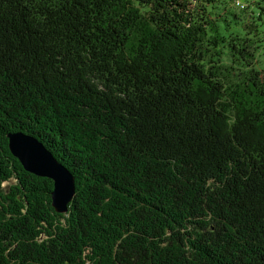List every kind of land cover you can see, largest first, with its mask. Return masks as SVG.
Instances as JSON below:
<instances>
[{
	"label": "trees",
	"instance_id": "obj_1",
	"mask_svg": "<svg viewBox=\"0 0 264 264\" xmlns=\"http://www.w3.org/2000/svg\"><path fill=\"white\" fill-rule=\"evenodd\" d=\"M227 2L0 0V264H264L257 14ZM13 133L74 178L66 213Z\"/></svg>",
	"mask_w": 264,
	"mask_h": 264
},
{
	"label": "water",
	"instance_id": "obj_2",
	"mask_svg": "<svg viewBox=\"0 0 264 264\" xmlns=\"http://www.w3.org/2000/svg\"><path fill=\"white\" fill-rule=\"evenodd\" d=\"M8 148L26 172L53 182L52 207L58 214L66 213L75 194L72 175L31 136L21 133L8 135Z\"/></svg>",
	"mask_w": 264,
	"mask_h": 264
},
{
	"label": "rangeland",
	"instance_id": "obj_3",
	"mask_svg": "<svg viewBox=\"0 0 264 264\" xmlns=\"http://www.w3.org/2000/svg\"><path fill=\"white\" fill-rule=\"evenodd\" d=\"M240 2H242V4H244V6L246 5V9L245 10H241L237 8V5L235 4L234 1L232 0H228L227 4L225 5V9L227 10V13H229L230 15H233L234 18L233 19H244L245 24H250L253 21V18L255 17V15L257 14L260 15L261 19L257 20V16L255 18V21L253 23V25H257L258 27H256V30L259 31V34L254 37V40L257 42V44L261 47L259 51H257V56H256V60L258 62V66H256V68L259 67H264V0H259V7H252V6H256V4L253 5V1L256 2V0H239ZM258 1V0H257ZM235 7H234V5ZM224 6H220V10L219 13H224ZM254 10V13H253ZM230 17V16H229ZM234 22V21H233ZM232 22V23H233ZM243 33H247L249 32L248 30H242ZM254 34H251L250 37H253ZM222 64H226L229 65V62L226 61V58L223 59ZM240 68H236L233 71H230L228 68H220V71L222 73H224L225 75H227L226 71H229L228 73H230V76H234V75H240L241 71H246L245 69L241 68V66H239ZM219 71V72H220ZM241 81V80H240ZM233 84V82L231 83ZM238 85V84H237ZM22 134V133H21ZM9 149V148H8ZM11 154V153H10ZM12 155V154H11ZM16 159V158H15ZM17 160V159H16ZM19 162V161H18ZM35 176V175H34ZM39 177V176H36ZM39 178H44V177H39ZM48 179V178H47Z\"/></svg>",
	"mask_w": 264,
	"mask_h": 264
}]
</instances>
